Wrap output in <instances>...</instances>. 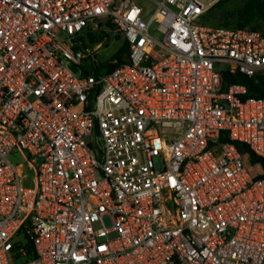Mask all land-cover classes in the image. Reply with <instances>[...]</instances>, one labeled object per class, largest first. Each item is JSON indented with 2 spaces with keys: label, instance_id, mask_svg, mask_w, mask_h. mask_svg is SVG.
<instances>
[{
  "label": "built area",
  "instance_id": "1",
  "mask_svg": "<svg viewBox=\"0 0 264 264\" xmlns=\"http://www.w3.org/2000/svg\"><path fill=\"white\" fill-rule=\"evenodd\" d=\"M149 1L0 0V264H264V31Z\"/></svg>",
  "mask_w": 264,
  "mask_h": 264
},
{
  "label": "trees",
  "instance_id": "2",
  "mask_svg": "<svg viewBox=\"0 0 264 264\" xmlns=\"http://www.w3.org/2000/svg\"><path fill=\"white\" fill-rule=\"evenodd\" d=\"M229 0H220L217 2L211 9L214 7H222ZM209 9L205 15L203 16V20L206 24L215 25V26H251L253 28L260 29L258 26L253 25L260 19H264V0H243L242 3L237 5L232 11L226 12L224 15L219 16L217 18L219 20L218 23L213 22L209 15L211 11ZM261 30V29H260ZM264 31V30H262ZM101 38V36H99ZM129 48V43L126 40V43L123 49L120 50L119 56L121 57ZM91 72L99 75V68L96 67ZM231 80L246 83L248 86V94L254 96H264V84L262 82L255 83L250 78L245 76L242 73H234L231 76ZM228 137L223 135L221 140H226ZM238 148L245 154L247 164L250 168L251 165L258 164L261 166L262 170L258 172V176L264 177V158L255 154L249 147V145L243 141L235 140ZM251 169V168H250ZM32 247V244H29V248ZM34 254V253H32Z\"/></svg>",
  "mask_w": 264,
  "mask_h": 264
},
{
  "label": "rangeland",
  "instance_id": "3",
  "mask_svg": "<svg viewBox=\"0 0 264 264\" xmlns=\"http://www.w3.org/2000/svg\"><path fill=\"white\" fill-rule=\"evenodd\" d=\"M141 4L150 6L151 2L149 0H138ZM243 0H229L225 5L222 7H214L209 12V15L213 20V22L218 23L219 16L224 15L226 12L232 11L237 5L242 3ZM201 23H206L204 20L200 21ZM253 25L258 26L261 30H264V19H260L255 22ZM126 43V39L124 38L123 34L120 32H115L110 30L108 33L107 38L104 39V44L101 48L96 52L95 57L91 59H86L83 62V65L88 69H94L96 67L99 68V65L106 62L109 59L114 57H118L119 52L123 49ZM75 67V66H74ZM10 158L15 162H25L26 161V154L19 151L18 153L11 154ZM250 168L253 172H259L262 170L261 166L258 164L251 165ZM106 223L108 225L111 224V220L109 217H105Z\"/></svg>",
  "mask_w": 264,
  "mask_h": 264
},
{
  "label": "water",
  "instance_id": "4",
  "mask_svg": "<svg viewBox=\"0 0 264 264\" xmlns=\"http://www.w3.org/2000/svg\"><path fill=\"white\" fill-rule=\"evenodd\" d=\"M107 70H108V67L107 66H104V67H101L100 68L101 73H106Z\"/></svg>",
  "mask_w": 264,
  "mask_h": 264
}]
</instances>
